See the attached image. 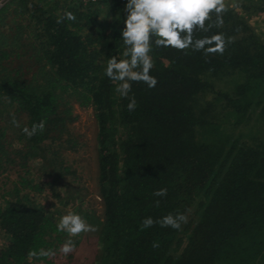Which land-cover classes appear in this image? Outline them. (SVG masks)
<instances>
[{
  "label": "trees",
  "instance_id": "16d2710c",
  "mask_svg": "<svg viewBox=\"0 0 264 264\" xmlns=\"http://www.w3.org/2000/svg\"><path fill=\"white\" fill-rule=\"evenodd\" d=\"M125 3L7 0L0 6V109L24 117L19 148L0 124V177L14 168L22 173L2 195L0 264H55V256L29 260L27 254L58 253L69 238L35 198L48 189L60 198V184L72 175L60 156L77 146L68 127L73 103L92 108L97 123L103 221L95 264H264V29L255 32L230 9L223 28L212 30L235 37L223 55L154 50L151 75L158 83L151 89L133 83L129 96L137 107L129 112V100L104 75L109 56L119 58L123 49ZM66 11L76 20L57 23ZM13 61L20 64L12 67ZM219 76L236 79L231 91L213 85L210 77ZM209 94L215 102L202 105L200 97ZM41 120L42 133H23ZM161 188L167 196H154ZM186 209L181 230L141 229L145 217Z\"/></svg>",
  "mask_w": 264,
  "mask_h": 264
},
{
  "label": "clouds",
  "instance_id": "9594fccd",
  "mask_svg": "<svg viewBox=\"0 0 264 264\" xmlns=\"http://www.w3.org/2000/svg\"><path fill=\"white\" fill-rule=\"evenodd\" d=\"M235 4L226 0H126L120 29V40L123 49L120 57L109 56L104 67V75L113 83L116 93L129 100L126 105L129 112L135 111L137 101L135 96H129L133 83H143L149 89L155 88L158 80L151 75L154 67L152 53L157 49H174L187 52L191 49L205 56L212 54L223 55L229 44L235 42L234 36H226L222 31L213 32L224 26V16ZM75 21L76 16L64 12L57 17V23L64 20ZM111 19V17H108ZM197 33L205 35L197 36ZM12 123L20 127L19 121L13 117ZM45 129V121L33 123L31 128L24 126L23 133L31 138ZM157 197L167 196V188H161L153 193ZM159 206L160 201L157 200ZM169 213L159 219L145 217L141 221V229H147L159 224L162 228L181 230L188 223V212ZM58 232L66 233L69 237L59 247L58 252L68 256L76 251L73 237L81 233L95 231V227L77 213L68 212L62 215L57 224ZM153 248L159 247L153 242ZM57 251L53 249L29 250V260L34 258H52Z\"/></svg>",
  "mask_w": 264,
  "mask_h": 264
},
{
  "label": "rangeland",
  "instance_id": "374dc122",
  "mask_svg": "<svg viewBox=\"0 0 264 264\" xmlns=\"http://www.w3.org/2000/svg\"><path fill=\"white\" fill-rule=\"evenodd\" d=\"M5 1L7 0H0V6ZM226 2L236 5L230 9H234L240 16L246 18L252 30L260 33L264 29V0H226ZM100 10L105 16L108 10L106 4L101 5ZM19 64L13 61L11 66L17 67ZM23 72L27 79L30 76L29 72L26 69ZM210 80L217 89L224 91H231L236 82L233 76L210 77ZM208 102H215L212 94L200 97L202 105ZM72 112L75 120L68 127L77 146L72 150L61 152L60 156L64 161V166L69 168L72 175L65 176V181L60 184L65 188L60 198H56L48 189L44 194L37 196L35 201L47 212L54 213L58 220L62 215L73 212L82 216L96 229L73 237L76 251L68 256H63L58 252L55 256V264H95L101 252L99 234L103 221V206L97 189V123L92 108H80L73 103ZM13 117L19 121V124L24 121V117L18 116L13 108L0 109V124L6 130L8 141L13 148H19L21 146L18 140L20 127L13 125ZM232 133L236 134L237 131L234 130ZM31 165L38 168L36 163H31ZM51 169L52 167H49L48 173ZM21 174L18 168H14L0 177V206H3L2 195L11 190L18 175ZM47 180L52 179L48 177ZM4 243L5 236L0 232V247Z\"/></svg>",
  "mask_w": 264,
  "mask_h": 264
},
{
  "label": "built area",
  "instance_id": "2783aa9c",
  "mask_svg": "<svg viewBox=\"0 0 264 264\" xmlns=\"http://www.w3.org/2000/svg\"><path fill=\"white\" fill-rule=\"evenodd\" d=\"M84 4H93V3H100V2H104L106 0H81Z\"/></svg>",
  "mask_w": 264,
  "mask_h": 264
}]
</instances>
